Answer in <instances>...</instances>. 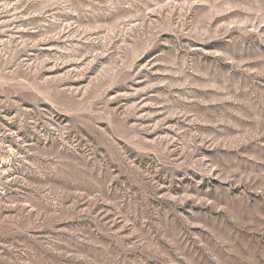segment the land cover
Listing matches in <instances>:
<instances>
[{
  "label": "rangeland",
  "instance_id": "obj_1",
  "mask_svg": "<svg viewBox=\"0 0 264 264\" xmlns=\"http://www.w3.org/2000/svg\"><path fill=\"white\" fill-rule=\"evenodd\" d=\"M0 264H264V0H0Z\"/></svg>",
  "mask_w": 264,
  "mask_h": 264
}]
</instances>
